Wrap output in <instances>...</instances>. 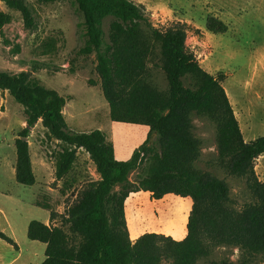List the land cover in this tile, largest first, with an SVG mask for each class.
<instances>
[{
  "label": "trees",
  "instance_id": "1",
  "mask_svg": "<svg viewBox=\"0 0 264 264\" xmlns=\"http://www.w3.org/2000/svg\"><path fill=\"white\" fill-rule=\"evenodd\" d=\"M19 12L27 29L35 26L26 0H1ZM60 0H40L44 4ZM84 15L86 46L81 55L97 56L101 89L113 122L147 126V140L127 161L116 157L114 143L96 130L75 133L69 129L64 110L68 100L43 86L33 75L42 65L33 61L32 70L0 71V90L25 109L27 127L15 140L16 180L33 187L29 144L31 130L41 121L48 137L66 144L56 161V181L73 172L78 150H85L96 165L100 180L89 183L77 200L60 217L50 205V224L33 221L28 239L46 245L42 264H198L218 248L239 251L237 262L223 259L211 264H264V182L256 162L264 156V136L247 142L227 92L224 75L215 77L204 70L187 45L190 27L178 23L167 29L154 26L145 10L132 0H76ZM109 20L107 38L103 29ZM12 17L0 12L3 44L11 46L3 33ZM207 30L226 34L228 26L210 17ZM62 32L40 44L39 56H58L65 44ZM16 54L21 46L13 47ZM166 76L168 90L153 83V69ZM94 85H92L93 87ZM194 116L207 117L217 127V166L229 176L245 181L253 202L241 210L232 207L231 188L208 171L198 169L202 142L195 136ZM138 172L135 181L131 175ZM150 193L155 201L174 195L191 198L192 211L184 240L147 233L131 240L126 202L132 194ZM0 239L18 250L16 242L0 232Z\"/></svg>",
  "mask_w": 264,
  "mask_h": 264
},
{
  "label": "rangeland",
  "instance_id": "2",
  "mask_svg": "<svg viewBox=\"0 0 264 264\" xmlns=\"http://www.w3.org/2000/svg\"><path fill=\"white\" fill-rule=\"evenodd\" d=\"M33 11L35 26L26 28L19 12L11 10L0 0V12L12 17L4 30L10 40L6 47L0 33V71L20 73L32 70L31 63L37 61L42 69L33 76L43 86L58 92L68 100L65 119L69 129L75 133L103 131L117 146V155L122 158V147L133 152L142 146L147 136L133 135L132 130L140 126H126L129 134L121 131L110 117L100 77L97 73V56L81 55L86 46L84 15L76 0H60L44 4L40 0H26ZM142 7L152 24L167 29L178 23L190 27L187 45L201 67L215 77L224 75L222 82L239 121L247 142L264 136V0H132ZM217 18L228 26L226 34H212L207 30V20ZM107 41L109 20L103 26ZM62 32L65 46L58 56H39L40 44L48 36ZM21 46L16 54L13 47ZM153 83L161 91L168 90L165 74L154 65ZM92 85H94L92 87ZM73 118L78 122L76 126ZM25 109L6 91L0 90V232L20 240L22 256L16 264H42L45 261L46 245L28 239L30 222L50 224V211L38 207L35 202L50 205L60 215L54 226H61V216L77 200L81 191L92 181L100 180L96 165L83 149L73 172L64 181H56V161L66 144L48 137V131L40 121L29 136V144L38 185L26 187L12 178L15 140L27 127ZM195 136L201 140L203 156L197 163L200 170L208 171L225 181L231 188V205L241 210L253 202L245 181L229 176L217 166V127L207 117L194 116ZM117 127V128H116ZM124 128L127 130V128ZM14 151V152H13ZM256 172L264 182V156L256 162ZM138 172L131 175L136 180ZM134 199V198H133ZM136 201V198L134 199ZM127 205V224L130 235L147 233H172L188 220L190 209L186 200L155 201L150 194H141L138 203ZM174 217L175 219H173ZM172 221V222H170ZM13 239V238H12ZM19 255V249L0 239V264L11 263ZM239 251L218 248L208 259L198 264H211L223 259L237 262Z\"/></svg>",
  "mask_w": 264,
  "mask_h": 264
},
{
  "label": "crops",
  "instance_id": "3",
  "mask_svg": "<svg viewBox=\"0 0 264 264\" xmlns=\"http://www.w3.org/2000/svg\"><path fill=\"white\" fill-rule=\"evenodd\" d=\"M68 105V104H67ZM65 110H67V106H66V108H65ZM65 110H64V114H65ZM72 122L76 125V126H78V122L76 121V119L75 118H73V116H72ZM67 121V120H66ZM67 124H68V126L70 127V125H69V123H68V121H67ZM116 126L117 127H121V131H123L124 132V134H125V132L126 133H128L129 131V129L126 127V126H131V125H133V124H125V123H117L116 122ZM136 126H140V129H137V130H132V136H130V139L133 137V135L135 134V135H142L143 136V138L144 137H148V134H149V131H150V128L149 127H147V126H141V125H136ZM79 127V126H78ZM116 127V128H117ZM127 128V130H125L124 128ZM72 130V129H71ZM129 134V133H128ZM134 135V136H135ZM29 141V140H28ZM16 149V148H15ZM115 149H116V157H117V159L119 160V161H127V160H129L131 157H132V155H133V149H130V150H128L127 148H124V147H122V149H121V152H122V154L124 155L122 158H120L118 155H117V146H115ZM14 152V151H13ZM32 156V155H31ZM32 163H33V160H32ZM16 164H17V155L15 156V154H14V166H13V168H12V178H14L15 180H16ZM33 170H34V173H35V175H36V171H35V167H34V163H33ZM36 178H37V175H36ZM36 185H38V179H37V183H36ZM141 194H150V193H145V192H140V193H137V194H132L130 197H129V199L127 200V202H126V211H127V205L129 204V201H131V200H134L135 198H136V201L134 200V203H138V197H140V195ZM151 195V194H150ZM134 198V199H133ZM172 199V201H175V204H177V203H179V202H181L182 201V199H184V200H186V205L188 206V208L190 209V213H191V211H192V207H193V201H192V199L191 198H181V197H177V196H174V195H169V196H166L163 200H160V201H158V202H163V201H167V200H171ZM37 202H35L34 204H36ZM1 214H3L4 216H5V218H6V220H7V222H8V217H7V215L3 212V211H1L0 210V215ZM190 216V215H189ZM189 216H188V220H186V222L184 223V224H182L178 229H172L171 231H172V233H167L166 231H164L163 233H155V234H162V235H165V236H167V237H172V238H174V239H177V240H184L186 237H187V234H188V230H187V225H188V221H189ZM126 217H127V212H126ZM173 219H175L174 217H172ZM170 222H172V221H170ZM31 223V222H30ZM47 225H49V223H46ZM30 225V224H29ZM129 228V227H128ZM146 234V233H145ZM144 235V234H143ZM143 235H140V236H137L135 239L131 236V240L133 241V242H135L139 237H141V236H143ZM11 237L13 238V240L16 242V244L18 245V246H20V240H19V238L18 237H16L15 235H11ZM21 256H22V253H21V250H20V247H19V255L17 256V258L16 259H14L11 263H8V264H16L18 261H19V259L21 258Z\"/></svg>",
  "mask_w": 264,
  "mask_h": 264
}]
</instances>
